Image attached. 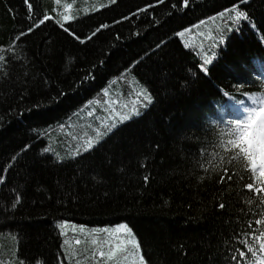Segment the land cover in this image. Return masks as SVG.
<instances>
[{"label":"trees","instance_id":"16d2710c","mask_svg":"<svg viewBox=\"0 0 264 264\" xmlns=\"http://www.w3.org/2000/svg\"><path fill=\"white\" fill-rule=\"evenodd\" d=\"M29 2L0 0V264H111L93 230L122 223L147 264H253L264 196L218 145L264 93V0ZM233 4L247 21L218 15ZM137 84L151 103L112 128Z\"/></svg>","mask_w":264,"mask_h":264},{"label":"snow or ice","instance_id":"6c2138e0","mask_svg":"<svg viewBox=\"0 0 264 264\" xmlns=\"http://www.w3.org/2000/svg\"><path fill=\"white\" fill-rule=\"evenodd\" d=\"M110 2H115V0H110ZM157 2H162V0H157ZM25 3L28 10L31 11L33 9V4L29 2V0H25ZM55 3L60 5L61 0H55ZM188 3L189 0H183L184 6H187ZM71 7V4L67 5L69 10ZM101 7H103V5H101ZM140 11H143V9ZM225 14H228V19L235 24H239L242 20L247 21L249 19L248 13L240 10L236 4H233L230 9H224V11L218 15L223 17ZM49 19L50 17L48 15H44L43 19H41L39 23L43 24ZM63 19L71 20L73 17L64 15ZM57 23H59V21H57ZM201 23H203V21H201ZM61 27H63V24H61ZM104 27H107V25H100L96 31L98 32ZM28 31L31 32L32 28H29ZM185 31H188V29H185ZM20 35L23 36L25 33L21 32ZM73 35L75 36V33H73ZM93 35H95V33H93ZM177 35L183 36V32L178 33ZM75 38L78 40L80 39L79 36H76ZM221 39H223V37H221ZM10 50L13 54L15 53L14 48ZM0 51H3V49H0ZM212 55L214 57L215 53ZM6 59L7 58L4 55H0V62H6ZM211 63L212 58L206 55L204 63L200 65V68L207 73L208 68L205 65ZM4 66L5 65L3 63H0V69H3ZM3 74L6 75V72ZM225 95H227V93H225ZM243 95L249 98L251 104H246L245 101L242 100H235V103L241 106L240 115L235 119L229 120L226 123L225 128L221 129V139L218 147H220L224 152L231 154L230 159L227 162L228 164L232 165L235 163H242L244 170L249 173L254 182H248L244 185V187H246L249 191L264 196V100H257L256 98L249 96L248 93H243ZM151 101L152 97L147 90H142L138 95L137 103L147 106V103H151ZM132 112L138 114L135 107L132 108ZM121 119H129V116H122ZM92 147L93 141L89 140L87 142V148ZM223 171L227 172L228 169L224 168ZM228 178L231 179L230 176ZM144 179L147 180L148 177L146 176ZM200 179L203 180L204 177H200ZM221 179H223V177H221ZM17 202H19L18 199ZM261 203L264 204V200H262ZM13 207H15V205H13ZM219 207L223 209L225 205L221 203L219 204ZM63 223H67V221ZM256 223L264 225V217L257 220ZM62 226L63 225H61V227ZM80 228L83 229L84 226L81 225ZM100 231L107 233L109 235V239L104 240L101 244L97 238H93L92 243L97 245L99 257L105 258L107 261H110L111 264H121V257L123 258V261L127 262V264H147L144 255L141 253L140 243L132 228H130L128 224H117L114 229H94L93 233ZM251 235L253 239L258 241V250L260 253L259 258L253 260V264H264V231H261L258 237L255 232H252ZM112 237L116 240V243L114 244ZM76 243H80V241L77 240ZM242 243H246V241H242ZM104 245L109 246L107 251L103 250ZM248 252L253 253L254 255L252 245H248ZM240 256H246V253L242 251L240 252ZM231 259L235 260L236 257H231Z\"/></svg>","mask_w":264,"mask_h":264},{"label":"rangeland","instance_id":"374dc122","mask_svg":"<svg viewBox=\"0 0 264 264\" xmlns=\"http://www.w3.org/2000/svg\"><path fill=\"white\" fill-rule=\"evenodd\" d=\"M203 26L206 27L205 31H206L207 36L212 37L215 34V32H214L215 30H217L216 33L222 31V29L224 27V24H221L220 20H218V19H212V20L207 21V23H204ZM192 41H193V39H190V44L188 42H185L186 46L187 47H191ZM208 57L212 58L211 55H208ZM208 65L209 64H207L205 66L207 67ZM142 90H144V88L140 84H137V85H135V89H134V94L135 95H131L128 99L116 100L115 101L113 109H112L111 113L107 117V119H111V117L114 116V118L111 119V122H110L112 128H114L115 126L119 125L120 123H123L126 120H128V119L122 120L121 119L122 116L127 115V116H129V119H130V118L140 114L144 110V108H146L150 104V103L145 102V103H147V106H144V104L137 103L138 95L141 93ZM133 107H135L137 109L138 114H135V113L132 112V108ZM68 153H65V155L69 156ZM78 154H79V152H75V153H71L70 155L75 156V155H78ZM61 159L63 160L64 158H61ZM114 227L115 226H112V227H98L97 229H101V230L105 229V228L114 229ZM85 228H86V226H84L83 229H85ZM100 233H102V234H107V233H105L103 231H100L99 235L94 237V238H97L100 241V243L102 244L103 241L105 240V238L101 237ZM77 240H79L80 243H76ZM73 242L80 245L84 241L82 240V237H76V239H74ZM114 243H116L115 238L113 239V244ZM92 247L97 250V245H94L92 243ZM103 250L104 251L108 250L106 248V245L103 246ZM97 254H98V251H97ZM97 257H99V255L96 256V258ZM121 264H127V262L123 261L122 257H121Z\"/></svg>","mask_w":264,"mask_h":264}]
</instances>
